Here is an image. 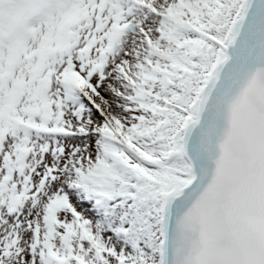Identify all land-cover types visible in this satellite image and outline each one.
<instances>
[{"label": "snow or ice", "instance_id": "6c2138e0", "mask_svg": "<svg viewBox=\"0 0 264 264\" xmlns=\"http://www.w3.org/2000/svg\"><path fill=\"white\" fill-rule=\"evenodd\" d=\"M0 264H264V0H0Z\"/></svg>", "mask_w": 264, "mask_h": 264}]
</instances>
